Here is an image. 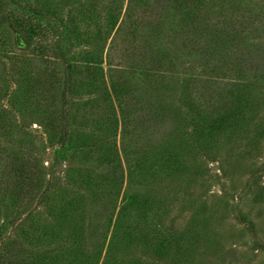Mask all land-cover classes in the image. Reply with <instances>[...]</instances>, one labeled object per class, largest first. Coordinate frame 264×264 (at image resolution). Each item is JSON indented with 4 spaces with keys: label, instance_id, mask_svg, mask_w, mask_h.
<instances>
[{
    "label": "rangeland",
    "instance_id": "1",
    "mask_svg": "<svg viewBox=\"0 0 264 264\" xmlns=\"http://www.w3.org/2000/svg\"><path fill=\"white\" fill-rule=\"evenodd\" d=\"M164 11L169 40L178 46L169 65L157 61L153 48ZM35 29L27 46L19 31ZM125 70L162 77L161 116L143 106L156 104L160 84L146 82V92L141 84L117 88ZM67 72L72 82L65 88ZM206 113L219 126L194 144L189 119ZM130 136L139 157H147L143 145L153 141L167 152L183 151L142 163L152 182L142 196L148 206L137 207L147 211V222L130 228L136 211L127 207L121 223L132 224L111 239L125 200L121 142ZM106 137L120 178L101 228L83 221L81 245L91 264H264V0H0V195L11 187L9 159L38 161L44 169L38 191L50 185L47 205L59 208L82 194L86 170L76 160ZM32 208L31 201L9 202L6 219L0 209V247L14 261L53 264L47 239L35 242L44 208L33 212L34 222L23 221ZM69 234L61 232L68 247ZM58 244L62 257L54 264H63L67 253ZM70 255L71 264H82L79 254Z\"/></svg>",
    "mask_w": 264,
    "mask_h": 264
},
{
    "label": "trees",
    "instance_id": "2",
    "mask_svg": "<svg viewBox=\"0 0 264 264\" xmlns=\"http://www.w3.org/2000/svg\"><path fill=\"white\" fill-rule=\"evenodd\" d=\"M34 11V10H33ZM36 14H38L36 12ZM169 15L166 14L164 11V14L160 16L159 22L155 24L154 27L159 26L160 29H156L158 31V37L159 39L153 40V48L155 53L157 54L158 58L157 61L161 62L165 60L166 64L169 65L170 61L173 59H177L178 52L176 53L175 50L176 45L173 44L172 41L169 40L168 33L173 31L171 22L169 21ZM158 27V28H159ZM22 33L25 44L27 46H31L33 43V40L35 38V35L37 34L38 30H33L32 34H28L25 31H19ZM37 49H42L40 46H36ZM182 55V54H180ZM171 66V65H170ZM66 70H70V67L67 65ZM127 75V77H126ZM125 77L122 81H119L116 85L117 88H126L131 87V89H134L141 84L142 88H144V92H146L148 85L146 82H149L153 85L160 84L161 89H159V93L157 96H155L158 101L153 106V104L149 101H145L144 111H149L150 113V107H154L155 115L161 116L163 112H160L159 110L162 109V107L159 104V97H161L163 93V81H161L162 77L158 76H152L149 75L148 71H139L136 72L135 70H125ZM157 78V79H154ZM71 76L67 72L65 79H64V87L67 88L71 85ZM148 83V84H149ZM165 83V82H164ZM167 84V83H166ZM66 89L61 92L62 102L64 101L65 95H66ZM138 96V95H137ZM154 98V96H153ZM156 99V100H157ZM185 100H187L188 103H190V98L187 96L184 97ZM163 101V99L161 98ZM151 103V104H150ZM165 104L164 102H161V105ZM125 105V104H124ZM149 107V108H148ZM161 107V108H160ZM146 114V113H145ZM60 137L59 141L64 142L66 131L68 128L67 124V113H65V110L63 108V103L61 105V113H60ZM132 122V120H131ZM190 122V133L191 139L189 140L192 143H197L200 141L203 137V134L208 131L210 128L214 129L217 126H219V120L217 117L213 116L211 113L206 114H197L192 119H189ZM105 135V134H104ZM108 137V133L105 135ZM132 136V135H131ZM129 137L126 143L121 142V151L122 157L124 160V165L126 168V188L123 192L125 196V200L121 203L126 204L124 206L119 208L115 219L112 224V231H111V239H113V235L117 233L118 230H120L122 227H125V230L127 227H129L130 223H127L128 226H123V219L125 217L124 212L127 210V207H129L132 210H135V218H134V226H130V228H138L143 227L144 224H146L148 219V215H146L145 210L139 209L142 201V205H145V208L148 206V197L143 198V193L149 192L147 191L149 183L148 178V172L150 169L146 168L143 169L141 166L142 163H146L147 160L150 162L153 159L163 160L164 158H170L171 154L175 157L176 152H182L183 148L181 146L176 147H170V149L167 151L163 150L164 147L161 148L160 141L158 142H148L143 145V154L147 157H139V153L135 151V146H133L131 139L133 137ZM106 140L103 142H97L91 144L92 150L89 147L88 150H85L83 152V155L80 156L78 160H76L77 166L81 168H85L86 173L85 176H82L79 180H82L80 182L81 184V192L82 194H77L75 197H69L66 201L62 203V205L59 208H55L53 206L47 205L48 201V194H49V186L47 185L46 188L42 191H38V182L39 178L42 174V170H44L38 161H33V165L26 163H23L21 161L18 162L17 159H9L8 166L10 168V179H12L11 187L4 193V195H0V209L1 211V217L3 219H6L9 214V202L11 205L20 207L26 202L31 201L33 208L30 211H27L23 216V221H27L32 223L33 221V212L38 208H44L43 215L45 218V221H43V225H39L41 223H37L34 231L35 233V242H42L43 239H47L45 244V249L47 254L51 255L50 262L53 264L60 260L62 257L61 248H59V244H62L64 247L63 251H65L66 256L62 260L63 264H71V258L72 256L70 253H77L79 254L80 258H82L81 263L82 264H91L94 259L92 258V255L87 256L85 249L83 248L82 240L83 238V221L84 219L88 221V227L91 226V223H96L97 226L101 228V225L103 223L107 208H114L115 200H116V194H118V189H116V186L119 182V171L117 166L119 163L118 156L116 153L115 146L112 147L111 144ZM171 140V139H170ZM169 140V141H170ZM80 148H84V145ZM165 149V148H164ZM124 150V151H123ZM126 150V151H125ZM178 150V151H177ZM191 151V150H190ZM192 152V151H191ZM81 154V153H80ZM18 162V163H17ZM89 162V163H88ZM166 162V161H165ZM111 164V165H110ZM109 165V166H108ZM121 184V183H120ZM143 196V197H142ZM161 196V193L157 192V195H155L154 199L159 198ZM85 205L88 206L87 211H84L83 208ZM101 205V211H99L98 207ZM158 205V204H157ZM144 208V209H145ZM150 208V207H149ZM138 210V211H137ZM101 214L103 217H99ZM48 220V221H47ZM35 221V220H34ZM33 221V222H34ZM157 221L158 217H157ZM157 222V223H158ZM161 222V221H160ZM36 224V223H34ZM126 224V225H127ZM161 224V223H160ZM159 224V225H160ZM41 226V227H40ZM171 225H169L170 228ZM68 228L69 233L72 234L71 236L67 235V237H70L71 241L69 247H68V241L65 242L66 237L64 235H61V232H63L64 229ZM172 228V227H171ZM170 228V230H171ZM33 231V230H32ZM168 232V231H167ZM172 233H175L171 231ZM167 234V233H166ZM59 237V239H58ZM163 236H161L162 238ZM65 240L63 241V239ZM61 239V240H60ZM59 240V242H58ZM57 242V243H56ZM68 247L69 249H65ZM48 248V249H47ZM9 249H3L0 247V264H27L26 258H18L16 261L12 260L11 254L9 253ZM81 252V254H80ZM74 258V257H73ZM72 258V259H73Z\"/></svg>",
    "mask_w": 264,
    "mask_h": 264
}]
</instances>
